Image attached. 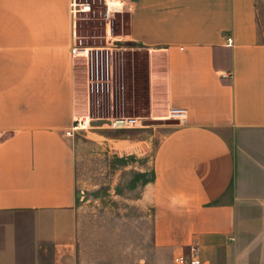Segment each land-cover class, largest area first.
Masks as SVG:
<instances>
[{"label": "crops", "instance_id": "0c3cea01", "mask_svg": "<svg viewBox=\"0 0 264 264\" xmlns=\"http://www.w3.org/2000/svg\"><path fill=\"white\" fill-rule=\"evenodd\" d=\"M72 1L0 0V264H175L193 249L264 264V0H122L104 46L127 17L113 42L146 56L139 119L165 123L135 129L139 165L119 180L140 216L114 225L133 228L85 243L65 134L90 113L71 53L88 13ZM172 109L187 120L168 123Z\"/></svg>", "mask_w": 264, "mask_h": 264}, {"label": "rangeland", "instance_id": "374dc122", "mask_svg": "<svg viewBox=\"0 0 264 264\" xmlns=\"http://www.w3.org/2000/svg\"><path fill=\"white\" fill-rule=\"evenodd\" d=\"M79 36L85 46H101L97 40L94 44L89 37L103 36L102 27L89 20L87 14L80 18ZM127 17L117 19L113 28L110 51V76L105 79V92L89 95L87 62L83 59L85 89L89 96V118L91 123L104 121L103 126L82 125L72 138V147L76 163L77 203L79 230L83 243L88 232L95 231L116 239V230L125 228L127 234L133 228L114 225L119 217L133 219L140 216L135 208L133 194H125L119 188V180L126 170L134 171L139 163L134 154L135 129L142 124L122 130L110 128V119L145 118L147 115V63L146 56L130 48L124 49L116 38L127 31ZM88 37V38H87ZM104 46V45H103ZM110 90L108 91V87ZM82 117V119H83ZM109 121V122H106ZM143 122V121H142ZM110 125V126H109ZM87 127V128H86ZM127 140V148L119 149V140ZM131 169V170H130ZM148 218V215H143ZM144 222V228H146ZM115 234V235H114Z\"/></svg>", "mask_w": 264, "mask_h": 264}, {"label": "built area", "instance_id": "2783aa9c", "mask_svg": "<svg viewBox=\"0 0 264 264\" xmlns=\"http://www.w3.org/2000/svg\"><path fill=\"white\" fill-rule=\"evenodd\" d=\"M94 3H104L105 12L104 16L107 21L108 31L111 32V19L115 12L126 11V6L122 0H86L84 3L76 2L73 0L71 3V12L76 15L80 11L87 13L91 12ZM231 44V40H228ZM110 51L109 47H89L85 46L83 40H79L72 48L71 53L74 58H82L87 62V74L89 81L90 97L91 94L99 95L105 92V79L110 76ZM225 77V76H224ZM110 86L108 87V91ZM187 112L181 109H172L168 114V121L185 122L187 120ZM142 119L139 118H122L119 120H111L110 125L113 128L126 127L131 128L142 124ZM85 124L84 119L77 121L76 126L66 132V137L73 138L76 132ZM264 206V200H263ZM175 264H207L198 255L197 249H193L189 255H183L174 259Z\"/></svg>", "mask_w": 264, "mask_h": 264}, {"label": "flooded vegetation", "instance_id": "af4514ba", "mask_svg": "<svg viewBox=\"0 0 264 264\" xmlns=\"http://www.w3.org/2000/svg\"><path fill=\"white\" fill-rule=\"evenodd\" d=\"M105 12V5L104 3H94L91 12H89L87 15L89 16V20L92 22H95L96 24L100 25L102 27L103 31H100L101 33H104L103 36H94V37H89L93 41L94 44H97V40L101 46H95L97 48H105L103 45H107V40L109 39L110 32L108 31L107 28V21L104 16ZM88 38V37H87Z\"/></svg>", "mask_w": 264, "mask_h": 264}, {"label": "water", "instance_id": "95a60500", "mask_svg": "<svg viewBox=\"0 0 264 264\" xmlns=\"http://www.w3.org/2000/svg\"><path fill=\"white\" fill-rule=\"evenodd\" d=\"M168 123H177L176 121H167ZM105 122L103 121H95L92 122L91 125L92 126H103ZM165 123V121H152V120H144L142 122L143 126H151V125H163Z\"/></svg>", "mask_w": 264, "mask_h": 264}, {"label": "bare ground", "instance_id": "6f19581e", "mask_svg": "<svg viewBox=\"0 0 264 264\" xmlns=\"http://www.w3.org/2000/svg\"><path fill=\"white\" fill-rule=\"evenodd\" d=\"M90 123H91V121H90V119L88 118V119H87V123H85V124H82V125L89 126V125H90ZM82 125H81V126H82ZM86 128H87V127H86Z\"/></svg>", "mask_w": 264, "mask_h": 264}]
</instances>
